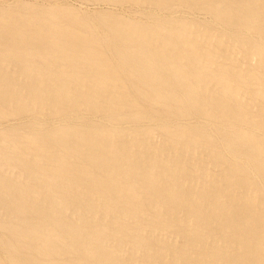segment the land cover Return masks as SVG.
<instances>
[{"label":"bare ground","instance_id":"6f19581e","mask_svg":"<svg viewBox=\"0 0 264 264\" xmlns=\"http://www.w3.org/2000/svg\"><path fill=\"white\" fill-rule=\"evenodd\" d=\"M44 1L56 5L0 16V126L41 115L0 131V264H235L236 250L264 264V208L233 196L243 170L215 162L224 189H200L190 157L203 154L204 179L207 158L254 147L264 177V146L237 126L244 106L206 90L251 91L252 78L229 64L215 74L203 33L168 19L186 8L249 29L264 0H90L131 4L142 20ZM204 116L223 125L217 136L188 128Z\"/></svg>","mask_w":264,"mask_h":264},{"label":"rangeland","instance_id":"374dc122","mask_svg":"<svg viewBox=\"0 0 264 264\" xmlns=\"http://www.w3.org/2000/svg\"><path fill=\"white\" fill-rule=\"evenodd\" d=\"M69 4H73L75 8L79 11L85 12L88 11L91 14L100 15L102 12H109L110 17L124 16L127 20L134 19H147V16H144L138 11L136 6L128 4L129 7L121 6H98L94 5L93 1L90 0H67ZM38 3L43 4V6H54V1L45 2L44 0L38 1ZM36 3L35 0H0V16L8 13H20V7H35L40 6ZM122 9V10H121ZM126 9V10H125ZM183 9V10H182ZM177 10L174 15L168 19L175 20H184L188 21L191 24V30L193 33L197 34V31H201L203 34H200L202 37L199 46L202 47L201 52H207L204 48H210L213 50L212 56L216 55L218 62L214 64L215 74L219 73V67L221 64L233 65L235 69L232 70L233 74L240 73L241 77L252 78L251 91L245 85L239 86L238 82H235L230 89L225 90V85H220L217 83H210L207 87H204L207 90V94L220 92L222 98L228 102L230 106H244V113L241 114L242 117L246 118V121L237 123V126L240 128L243 133L254 134L257 137L258 145L264 146V129L259 126L264 122V32L261 30V26H264V14L260 13V10L256 8L254 13L258 14V18L254 25L249 29L244 26L229 22H222L214 15H207L203 11L199 12L198 10L184 9ZM183 13H182V12ZM194 11V12H193ZM196 11V12H195ZM188 12V13H187ZM156 13H158L156 11ZM187 13V14H186ZM159 27H162L161 21L158 23ZM223 55H225L228 60H226ZM232 59V61L230 60ZM7 64L4 63L3 66ZM17 77V76H16ZM16 81H24L25 77L19 76L15 78ZM220 98L221 96L218 95ZM36 115L31 114L25 119L17 120L11 119V123L0 126V131L5 130L15 124L25 125L29 122L37 123L40 118V113L37 110H33ZM33 115V119L29 120ZM103 116H99L98 119H103ZM100 123L107 125V120H100ZM64 125H70L64 117H61L57 120V127ZM201 125L202 127L208 128L205 132L210 136H217L215 132L217 129H223V125L218 121H212L207 119V117H192L188 120V128H195L196 126ZM234 132L235 130L232 129ZM159 132L153 131L150 134V137L158 143L161 142V137H159ZM2 141L0 140V143ZM169 157L176 156V152L170 151L166 153ZM203 154H195L193 151L190 155L196 163L194 167H197L195 170L197 176H200L198 181L211 182L216 187V191H221L224 189L223 183L219 181V176L213 177L218 173L215 162H220L222 164L239 166L244 172V178L240 179L236 189L234 190L237 199L247 198L250 202L258 207L257 201L261 204V207L264 208V177L261 173V169L257 167L255 161L254 147H247L242 154H238L235 157H232L230 153H224L221 157H211L206 159L205 169L212 173V177L204 178V170L199 164V160L202 158ZM261 165L264 166V159L261 161ZM12 173L16 177L20 176V172L17 169H12ZM183 185V184H182ZM205 186H211V184L204 183L203 185L199 184L198 187L202 189ZM264 212V209H263ZM187 220H190L192 217L188 214V217H185ZM7 234V236L12 237L11 230H4L2 234ZM178 241V244H181L182 240L180 238H175ZM222 247H225V244H221ZM1 248L4 249V245L1 244ZM22 252V251H21ZM20 252V253H21ZM243 254L236 250V257L233 262L235 264H248L246 260L243 263ZM258 264V263H257Z\"/></svg>","mask_w":264,"mask_h":264}]
</instances>
